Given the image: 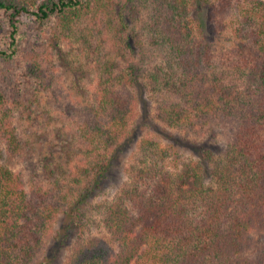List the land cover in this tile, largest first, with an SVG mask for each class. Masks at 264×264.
Returning a JSON list of instances; mask_svg holds the SVG:
<instances>
[{
    "label": "trees",
    "instance_id": "1",
    "mask_svg": "<svg viewBox=\"0 0 264 264\" xmlns=\"http://www.w3.org/2000/svg\"><path fill=\"white\" fill-rule=\"evenodd\" d=\"M146 3L155 12L147 26L137 27ZM200 10L207 11L209 23L198 20ZM228 11L229 18L212 23ZM1 14L0 59L8 62L20 52L22 17L54 16L53 40L68 37L82 18H95L91 36L100 41L83 36L86 45L79 50L95 59L97 69L86 99L96 122L88 121L83 141L88 152L104 151L105 157L92 170L81 167L67 188L65 182L29 187L21 170L0 166V264H56L68 237L83 231L84 205L106 178L112 158L119 161L125 153V142L145 157L134 180L107 208L103 221L110 241L81 240L65 264H264V0H0ZM146 31L147 43L167 55L145 73ZM219 32L229 33L227 41L241 55L232 62L243 69L240 84L214 68L213 39ZM52 46L56 50L57 41ZM47 49H25L20 55L34 80L28 91L21 89L12 66L8 78L16 92L0 88V141L21 161L31 159L33 149L5 118L23 108L36 120L35 109L53 92L45 71L55 63ZM57 51L62 58V48ZM140 90L144 102L147 91L174 95L166 106H157V115L168 127L186 129L185 137L164 127L165 142L156 151L154 139L136 135L135 126L120 135L131 110L129 96L136 98ZM181 147L191 159L173 157L171 149ZM48 155L44 166L51 165ZM168 157L174 166L166 164ZM55 168L68 174L64 165ZM56 219L54 242L41 254Z\"/></svg>",
    "mask_w": 264,
    "mask_h": 264
},
{
    "label": "rangeland",
    "instance_id": "2",
    "mask_svg": "<svg viewBox=\"0 0 264 264\" xmlns=\"http://www.w3.org/2000/svg\"><path fill=\"white\" fill-rule=\"evenodd\" d=\"M140 8L139 13L141 15L138 22H136V26H147L152 19V14L155 12V9L149 3L141 5ZM196 14L200 22L209 23L206 19L207 11L200 10ZM229 17L230 11L224 15L220 13L212 19V23L214 22L216 25L217 22ZM0 18L5 19V15L1 14ZM94 22H96L94 17L82 18L67 33L68 37L60 36L58 40L54 39L58 43L55 50L54 46H52L53 43L55 44V41L51 39L53 36L52 27L55 25L54 16L44 21L36 20L31 16H24L18 23V51L20 52L9 62L6 58L0 59V88L3 87L8 92L13 90L11 91L12 93L16 92V88L12 83H9L8 76L11 66L15 70L14 74H18L19 76L18 80L22 83V90L24 88V91H28L31 87V82L34 81L28 76L22 59H20V55L25 49L46 50L48 48L46 51L49 57L48 59L52 58L55 63L54 66H51V69H46L45 71L47 74L46 80L51 84L53 92L46 100L41 102V106L35 109L36 120L31 118V114L28 117L27 111L23 108L17 109L16 113L5 118V121L14 123L21 132L23 136L21 137L27 142V146L33 149L28 154V156L32 155V158L21 161L18 156L11 153L7 145H4L0 141V166L14 171L21 170L25 174L26 183L29 187L33 182H39L45 188H54L65 182L62 186L67 188L68 182L72 181L74 174L81 167H87V169L92 170L94 166L99 164L101 158L105 157L103 154L104 151H102L101 155H98L94 151L88 152L86 143L83 141V135L85 136L88 128L86 125L88 121L89 123L96 122L94 112L89 109L90 99L89 101H86V99L89 97L88 89L93 85V80L97 76V69L95 67V59L88 60L84 56L85 54L83 55L79 50L81 46L86 45L83 36H86L89 42L92 43L93 41H100L99 36L96 38L91 36L92 31L96 29ZM5 30L4 28L2 33ZM147 34V31L143 34V39L146 44L144 47L145 54L141 58V64L144 67L143 71L145 73L157 64L163 63L167 55V50L164 48L147 43L150 42L146 39ZM228 36L229 33L226 32H223V34L215 33L212 49L214 68L223 75L227 74V77H229L227 80L231 83L240 84V79H243V69L241 70L239 66H233L232 62L234 61L233 63H235L238 59H241V55H239V52L237 54L235 53L236 51L234 52L232 50L231 43L227 41ZM59 46L62 48L61 53L64 54L62 58L56 56V52H58L57 48L61 49ZM1 47L4 48L5 45ZM140 93L141 90L136 94V98H134V95L132 97L129 96L130 100H132L130 105L131 110L128 111L126 123L121 128L120 135L122 137L127 136L126 130L128 132L131 126H135L137 128L135 131L136 135L142 139L144 137L154 139L156 143V147L154 148L156 151L162 146V142H165L164 139H161L163 138L161 132L164 127L167 129L165 130L167 133L171 132L177 137L179 135L185 137L186 129L178 130L175 127H168V123L166 121L164 122L157 115V106H166V102L175 100L174 95L166 91L160 93L147 91L144 93L145 96L147 95L146 101L144 102L140 100L142 99ZM106 115L107 118H110L109 113H106ZM86 118L88 119L87 122H85ZM261 139L264 142V131L261 133ZM52 145L54 147L50 148ZM171 150L173 157L180 155V161L182 159H191V156L188 154L189 151H186L185 148H172ZM124 151L125 153L120 155L121 158L119 161L112 158V165L106 178L101 179L100 186L84 205L83 231H79L68 237L65 244L61 247L60 252L57 254L56 264H65L68 257L73 254V251L80 247L81 240L82 242H86L90 238L97 237L103 238L107 242L110 241V233L103 221L105 215H107V208L109 204L120 198L122 188L131 182L132 176L134 180L135 173L138 167H140V162L145 157L142 156V149L139 152L131 142L124 143ZM51 154L53 156L50 160L51 165L44 166V156L48 155L50 158ZM169 155L171 156V151L170 154L168 153ZM168 158L165 160L166 164L174 166L172 159L170 157ZM58 163L59 165H64V169H66L68 174L65 175V173L59 172V170L55 171V164ZM31 164L38 167L37 172L36 170L32 171L33 166L31 167ZM133 165L135 167H132ZM62 179L63 182L60 183ZM76 186L77 184L75 183L74 187L76 188ZM122 197V200L126 204H129L128 198L125 195ZM58 225V219L50 224L49 230L43 239L41 254L48 251L50 244L54 242L53 237Z\"/></svg>",
    "mask_w": 264,
    "mask_h": 264
}]
</instances>
